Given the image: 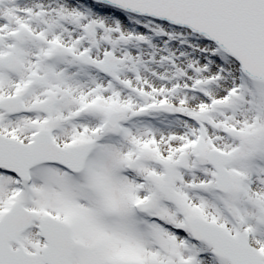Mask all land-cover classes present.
Masks as SVG:
<instances>
[{
	"label": "snow or ice",
	"instance_id": "snow-or-ice-1",
	"mask_svg": "<svg viewBox=\"0 0 264 264\" xmlns=\"http://www.w3.org/2000/svg\"><path fill=\"white\" fill-rule=\"evenodd\" d=\"M0 264H264V0H0Z\"/></svg>",
	"mask_w": 264,
	"mask_h": 264
}]
</instances>
